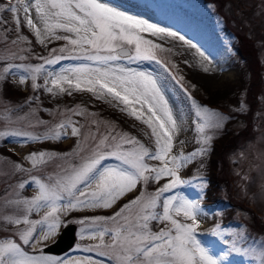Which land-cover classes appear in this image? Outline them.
Instances as JSON below:
<instances>
[{
	"label": "rangeland",
	"instance_id": "1",
	"mask_svg": "<svg viewBox=\"0 0 264 264\" xmlns=\"http://www.w3.org/2000/svg\"><path fill=\"white\" fill-rule=\"evenodd\" d=\"M23 2L26 0H21L20 4L18 0H0V6L17 4L21 7L18 13L21 23L18 26L12 13L7 11L0 13L4 21L0 22V76L3 77L0 78V132L20 131L40 136L41 139L33 140L24 136L0 137V217L4 214L22 215L15 206H9L7 202L14 199H32L38 194L34 179L47 182L49 176L55 178L63 175L64 169L79 164L80 158L90 153L104 137H108L110 144L115 143L112 137L135 138L149 149L153 151L156 149L155 137L152 136L148 125L131 115L128 107L111 95L88 91L83 85L80 90L65 84L67 91L60 92L58 89L48 91V88L53 87L50 73H59L62 68L81 64H90L93 67L97 65L82 58H70L81 55L83 50L71 45L68 40L56 39L54 36L45 38L43 32L42 37H37L35 31L28 27L24 20ZM100 2L184 36L185 40L182 41L178 37L142 32L140 35L144 39L160 46L155 49L156 59L128 61L125 58L117 63L127 68L150 72L157 80L164 100L177 122L179 123L178 118H182L183 129L174 135V147L170 155H179L181 152L189 155L202 147L198 142L203 134L197 131L196 105L219 112L225 118L219 129L205 130L204 134L212 137L207 154L197 156L179 170L181 178L191 183L181 185L164 195L166 197L180 193L198 201L201 213L197 217L199 222L197 238L221 259V264H261L259 253L264 250V233L256 236L250 232L249 222L255 213L248 208L255 209L264 220V107L258 112L261 124L254 128V137L240 146L229 158L233 177L232 187L229 186L228 189L222 185L217 187L216 171L204 175L209 160H215L218 156L214 142L223 135L225 128L230 129V126L227 127L230 115L203 104L199 99L204 98L206 92L209 94L234 92L247 78L244 63L232 35L229 36L223 30L225 19L217 14L215 6L205 4L202 0H100ZM244 3L245 7L241 8V11L231 9L234 17L242 21L249 31L252 29L250 24L256 19L259 24L257 32L264 31V0H244ZM31 15L42 28L34 9H31ZM5 16L9 19L8 22ZM56 35L75 38L74 34L61 30H57ZM185 41H191L196 47H190ZM257 44L259 47L264 45L262 40L257 41ZM197 50L203 52L204 57H201ZM56 56L64 58L55 64L47 63L48 59H54ZM261 57L264 60V48ZM218 61L223 65L218 64ZM9 65L21 67H13L10 72L5 73L3 70ZM36 66H42V70L35 74L34 80L33 73L25 72L24 68ZM6 75L13 91H28L26 97L18 101L5 99L1 83ZM31 93L35 101L30 105ZM241 95L244 101L240 109L247 111L245 94ZM61 123L67 125L61 130L66 134L59 138H44L50 130ZM73 125L80 129V135L72 134ZM231 127L234 132H238L243 128V123L235 122ZM123 147L129 148L131 145L125 144ZM3 150L14 154L15 159L3 155ZM41 152L48 154L44 158L45 162L33 166L28 156ZM146 162L153 166L161 163L152 159H147ZM118 163L112 158L103 162L104 165ZM171 179L164 177L159 182L149 180L146 185L138 184L110 208L95 207L71 211L62 209L58 214L61 226L56 235L23 247L30 255H47L61 261L72 262L91 258L98 262L102 261L103 264H114L109 256H100L96 251L85 250L89 246L99 244L100 241L88 238L87 231L82 238L81 229H92L94 218L112 217L130 200L141 193L145 195L154 193ZM20 183H24L25 187L20 188ZM202 183L206 186L201 187ZM221 202H230L236 209L229 222L222 220V213L217 211L219 206L216 203ZM47 211L48 209L34 210L28 218L33 221L41 220ZM223 211L225 209L221 212ZM179 219L183 220L182 217ZM82 220L86 223L81 224ZM69 223L76 226L73 247L63 255L43 253L44 248L54 243L60 231ZM25 227L24 224H9L0 218V240L15 239L19 242L18 232ZM95 227H114V223L111 220L101 221ZM150 227L152 231H158L165 227V224L151 221ZM217 232L222 235H217ZM40 234L41 227L37 225L34 240ZM109 240L110 235H106L104 242L108 243Z\"/></svg>",
	"mask_w": 264,
	"mask_h": 264
},
{
	"label": "snow or ice",
	"instance_id": "2",
	"mask_svg": "<svg viewBox=\"0 0 264 264\" xmlns=\"http://www.w3.org/2000/svg\"><path fill=\"white\" fill-rule=\"evenodd\" d=\"M20 3L21 0H18V4ZM31 9L37 13L42 28L33 20ZM4 11L13 14L17 26L21 23L18 15L21 7L17 4L0 6V13ZM22 11L27 26L35 31L37 37H42L43 32L45 38L54 36L56 39L68 40L71 45L83 50L81 55L70 58H82L97 65L93 67L81 64L62 68L59 73H50L53 87L48 88V91H67L65 84L80 90L83 85L88 91L111 95L126 105L131 115L148 125L155 137L156 149H149L135 138L112 137L115 143L110 144L108 137H104L90 153L80 158L79 164L64 169L63 175L55 178L49 176L47 182L34 179L38 188L37 195L30 200L14 199L7 202L9 206H15L22 215L4 214L0 217L9 224L26 225L18 232L19 242L15 239L0 240V264H103L102 261L91 258L67 262L47 255H30L23 245L39 243L56 235L61 226L58 214L62 209L110 208L138 184L146 185L149 180L159 182L164 177L172 179L154 193H141L112 217H96L92 220V229H81L82 238L87 231L88 238L100 241L85 250L109 256L114 264H221V259L197 238V217L201 213L198 201L180 193L166 197L164 194L191 183L181 178L179 170L197 156L207 154L212 137L204 134L205 130L219 129L225 118L219 112L196 105L197 131L203 134L198 142L202 147L189 155L183 152L170 155L179 126L164 100L157 80L150 72L127 68L117 63L125 58L128 61L156 59L155 49L160 46L144 39L140 35L142 32L178 37L182 41L185 40L184 36L127 15L100 0H26L22 3ZM0 22H4L2 16ZM57 30L74 34L75 38L58 36ZM185 42L190 47H196L191 41ZM199 55L204 57L203 52H199ZM63 58L56 56L48 59L47 63L55 64ZM13 67L21 66L9 65L3 71L10 72ZM41 70L42 66L24 68L25 72L33 73L34 80L35 74ZM23 79L24 77L21 78L22 82ZM66 127L65 123H61L44 138H59L66 134L61 131ZM71 131L73 135H80V129L74 125ZM8 136L41 139L40 136L20 131L0 132V137ZM125 144L131 147L124 148ZM47 155L43 152L32 153L28 159L36 166L44 163ZM110 158L119 163L104 165L103 162ZM147 159L161 163L158 166L149 165ZM204 186L206 185L202 183L201 187ZM19 187L24 188L25 184L20 183ZM65 200L67 203H61ZM39 209L48 211L41 220H30L28 216L31 212ZM108 220L113 221L114 227H95L98 222ZM151 221H158L165 224V227L152 231ZM80 223L84 224L86 221L82 220ZM37 225L41 227V234L34 240ZM216 234L222 235L219 232ZM106 235H110L108 243L104 242ZM259 257L261 264H264V250L259 253Z\"/></svg>",
	"mask_w": 264,
	"mask_h": 264
},
{
	"label": "trees",
	"instance_id": "3",
	"mask_svg": "<svg viewBox=\"0 0 264 264\" xmlns=\"http://www.w3.org/2000/svg\"><path fill=\"white\" fill-rule=\"evenodd\" d=\"M202 1L205 4L215 6L217 14L225 19L226 22L223 30H225L229 36L232 35L239 56L244 63L245 74L247 76L234 92L214 94L206 92L205 97L199 99L203 104L219 109L222 113L230 115V120L227 122V127L230 126V129L225 128L223 135L214 142V146L218 149V156L215 160H209V165L204 172V175H208V172L216 171L218 176V180H215L217 187L222 185L228 189L229 186L232 187L233 185L231 164L229 163L231 154L240 148V146L242 147L246 142L250 141L254 137V128L256 125L259 126L261 124V117L258 112L264 107V60L261 57V51L264 48V45L261 47L257 46V41L262 40L264 43V31L260 30L257 32V26H259V24L256 19L250 24L252 29L249 31L242 21L234 17L231 9L234 8L232 10L241 11L240 9L245 7L244 0ZM225 6L227 7L225 8ZM6 20L8 22L9 19L6 17ZM1 84L2 94L5 99L18 101L22 100L28 94V91H13L7 75ZM242 93L245 94L244 97L247 104V111H242L240 109L242 101H244L241 95ZM34 101L33 94L31 93L30 105L34 103ZM235 122L243 123V128L238 132H234L231 127ZM2 153L5 156L7 155V157L15 159L14 154L9 153L7 150H3ZM192 172L193 171H191V174ZM250 202L253 203V201ZM222 203L223 202L219 204L216 203V205L219 206L217 211L222 213V220L229 222V218L231 220L233 211L236 209L230 202ZM249 205L243 206L246 207ZM223 209H225V211L221 212ZM248 209L252 213H255V216H253L251 222H249L250 232L254 233L256 236L263 234L264 220H262L261 216L255 212V209Z\"/></svg>",
	"mask_w": 264,
	"mask_h": 264
},
{
	"label": "water",
	"instance_id": "4",
	"mask_svg": "<svg viewBox=\"0 0 264 264\" xmlns=\"http://www.w3.org/2000/svg\"><path fill=\"white\" fill-rule=\"evenodd\" d=\"M76 226L73 223L67 224L58 235L54 243L44 248L43 253L51 255H63L74 245L76 240Z\"/></svg>",
	"mask_w": 264,
	"mask_h": 264
},
{
	"label": "bare ground",
	"instance_id": "5",
	"mask_svg": "<svg viewBox=\"0 0 264 264\" xmlns=\"http://www.w3.org/2000/svg\"><path fill=\"white\" fill-rule=\"evenodd\" d=\"M204 49H205V47H203ZM217 59V58H216ZM218 60V59H217ZM216 60V61H217ZM218 64H220V65H223V64H221V62H219L218 61ZM178 114V113H177ZM179 119V123H178V126H179V128H178V132H181L182 131V129H183V120H182V118H178Z\"/></svg>",
	"mask_w": 264,
	"mask_h": 264
}]
</instances>
